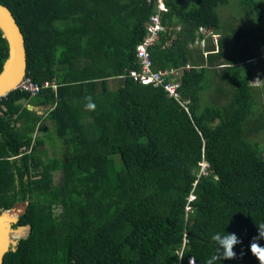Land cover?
<instances>
[{"label":"trees","instance_id":"1","mask_svg":"<svg viewBox=\"0 0 264 264\" xmlns=\"http://www.w3.org/2000/svg\"><path fill=\"white\" fill-rule=\"evenodd\" d=\"M0 4L23 34L26 75L57 85L0 98V212L24 203L14 227H28L2 264H205L217 232L241 243L215 264H259L249 248L264 223V145L253 137L264 104L243 38L264 33V1L164 0L165 31L148 52L152 70L178 71L184 105L129 76L156 0ZM229 7L246 15L244 30L223 21ZM201 27L217 37L206 56L190 47ZM7 56L0 29V72ZM209 91L223 102H205ZM27 105L44 110L60 153Z\"/></svg>","mask_w":264,"mask_h":264},{"label":"built area","instance_id":"2","mask_svg":"<svg viewBox=\"0 0 264 264\" xmlns=\"http://www.w3.org/2000/svg\"><path fill=\"white\" fill-rule=\"evenodd\" d=\"M156 13L149 16L148 21L144 24L145 27V36L142 41L135 48V56L137 62L139 64V70H132L129 72V76L136 82L143 85H154V86H162L166 91L167 95L176 101H178L181 105H184L181 102L180 95L178 93L179 81H177V76L179 75L177 70H152V62L150 59V55L148 52L149 47H151L154 43H156L159 39L160 33L164 32L165 29L162 26L159 13L165 12L166 8L164 5V0H156ZM198 32L206 37L207 35H211V37L216 41L217 37L207 32L204 28H199ZM203 37L200 39L201 43L204 42ZM45 88H51L53 91L56 90L57 85L53 81H44L42 83H38L33 81L29 76L25 75L23 79L19 82L16 89L21 92L28 93L31 96L37 95L40 90ZM200 173H205V169L207 168V163L205 161L201 162ZM194 198L191 194L189 199ZM188 207H186V210ZM188 264H196L192 258L188 259Z\"/></svg>","mask_w":264,"mask_h":264},{"label":"water","instance_id":"3","mask_svg":"<svg viewBox=\"0 0 264 264\" xmlns=\"http://www.w3.org/2000/svg\"><path fill=\"white\" fill-rule=\"evenodd\" d=\"M0 29L8 44V56L0 72L1 98L16 89L26 75L27 62L23 34L10 10L2 4H0ZM12 209H15L17 213L13 218L6 216L8 210L0 212V264L3 262L4 255L10 250L15 251L18 244L12 240V233L25 228L20 225L14 227L25 209V204H15ZM18 209L22 210L18 211Z\"/></svg>","mask_w":264,"mask_h":264},{"label":"rangeland","instance_id":"4","mask_svg":"<svg viewBox=\"0 0 264 264\" xmlns=\"http://www.w3.org/2000/svg\"><path fill=\"white\" fill-rule=\"evenodd\" d=\"M220 13L222 15L221 17L223 21L231 20L232 17H234L235 21L232 22L234 26H237L240 29L244 30L243 21L246 19V15H239V14L235 15L233 12V8L231 7H229L228 9L221 10ZM247 20H249L250 26H255L256 24L255 21H252V19H247ZM263 36H264V33L260 32L254 35L246 34V36L243 38L245 41L244 47H243L244 57L246 58V61L249 62V65L254 67V71H255L251 79H249L248 83L250 86L256 89V92H258L256 98L259 99V106H258L259 110L262 109V104H264V100H263L264 99V58H263L264 50H263L262 43H261V39ZM208 44L211 45V43L210 42L208 43V40H207V42H205V44L203 45L194 43L190 45V47L194 49H202V51H204V50H207ZM212 93H213L212 91H209L208 93H206L205 99H204L205 102H212L215 104L223 102L224 99H220V98L216 99L214 98L215 95ZM46 125L50 126V129H51L50 133H47L50 135L51 144L53 145L52 146L53 148L51 149H53L55 152L59 149L58 153H60L63 149L62 142L58 138H56L54 134V127H53L52 122L47 121ZM253 137L259 140V142L264 145V133L259 134V136H253ZM54 145L56 147H54ZM49 155H52V153H50ZM202 169L203 168L201 167L200 170ZM55 178H58V176L55 175ZM21 210L22 209H18V211H21ZM16 215L17 213L15 214V216ZM27 231L28 229L27 227H25L24 229L13 232L12 240H15L16 242H18L21 237L26 235Z\"/></svg>","mask_w":264,"mask_h":264},{"label":"clouds","instance_id":"5","mask_svg":"<svg viewBox=\"0 0 264 264\" xmlns=\"http://www.w3.org/2000/svg\"><path fill=\"white\" fill-rule=\"evenodd\" d=\"M206 37H211V35L209 34ZM206 54L207 52H203L204 56H206ZM87 99L88 103L86 104V108L88 110H95L96 105L94 102H92L91 97H88ZM190 195L188 196V201L194 199H189ZM257 228L258 236L253 237L250 243L249 251L252 256L255 257V259L259 262V264H264V247H261L257 243L258 240L264 239V223L257 225ZM211 239L216 244V251L208 260L205 261V264H215L216 261L236 259V252L234 251V247L236 245H239L241 241L235 233L225 234L224 232H217L212 235Z\"/></svg>","mask_w":264,"mask_h":264},{"label":"crops","instance_id":"6","mask_svg":"<svg viewBox=\"0 0 264 264\" xmlns=\"http://www.w3.org/2000/svg\"><path fill=\"white\" fill-rule=\"evenodd\" d=\"M206 39L208 40V43L209 42L211 43V45L208 44V47H211V46H215L216 45V41L214 39H212L211 37H203V40H204V43L203 44H205V42H207ZM195 44L203 45L201 43V40L200 39L199 40L197 39L196 42H195ZM214 49H216V48H214ZM204 52H206V51L204 50ZM213 52H215V50ZM27 108L28 109H32L33 111L36 112V114H38V115L41 116V121L43 122V126H44L43 129H42V131H44V132H50V130H51L50 129V126L46 125L47 121H49V120L46 119V115H45L46 113L44 112V110H42V108L32 107L30 105H27ZM49 153H51L50 150H49Z\"/></svg>","mask_w":264,"mask_h":264},{"label":"bare ground","instance_id":"7","mask_svg":"<svg viewBox=\"0 0 264 264\" xmlns=\"http://www.w3.org/2000/svg\"><path fill=\"white\" fill-rule=\"evenodd\" d=\"M15 214H16V210L15 209H10V210H8L6 216H8L10 218H13V217H15Z\"/></svg>","mask_w":264,"mask_h":264}]
</instances>
